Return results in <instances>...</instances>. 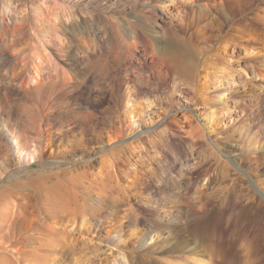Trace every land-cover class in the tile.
Segmentation results:
<instances>
[{
  "label": "rangeland",
  "instance_id": "rangeland-1",
  "mask_svg": "<svg viewBox=\"0 0 264 264\" xmlns=\"http://www.w3.org/2000/svg\"><path fill=\"white\" fill-rule=\"evenodd\" d=\"M162 1L0 0V125L43 158L0 189L67 173L80 197L70 222L41 216L64 247L47 264H264V0L242 13ZM173 44L181 63L199 60L202 111L191 76L166 61ZM7 150L0 135V169Z\"/></svg>",
  "mask_w": 264,
  "mask_h": 264
},
{
  "label": "bare ground",
  "instance_id": "bare-ground-1",
  "mask_svg": "<svg viewBox=\"0 0 264 264\" xmlns=\"http://www.w3.org/2000/svg\"><path fill=\"white\" fill-rule=\"evenodd\" d=\"M191 1L195 2V0ZM165 2L167 1H162L163 4H165ZM219 3L223 5V7L227 8L228 6L233 12L235 11L236 13H242V11L247 10L246 8L249 9L250 5H252L254 1L219 0ZM14 32L15 35H25L24 28ZM222 44L224 43L222 42ZM225 45L227 44L225 43ZM221 47L223 46L221 45ZM221 47L220 50L222 49ZM226 47H224L225 52ZM167 50L168 57L166 58V61L172 64L178 70L184 80L190 78L191 76L192 95H189L188 100L195 105L197 111H202L204 108L200 103H205V98L200 97L202 96L200 88L198 91H196L197 95H194L195 85H193L194 78L196 76V70L199 66V60H193V58L191 57L190 60L185 59L183 63H181V57L184 55L183 51L179 50V48L175 46V44L170 45ZM253 75H255V77L261 78L262 82H264V75L260 74V72H254ZM189 118H192L191 115H189ZM204 118L208 119V115L205 114ZM161 123L158 125V127H161L157 132H163L166 128V125H162ZM190 124L191 128L189 134L194 137H197L198 134H202V129L198 125H194L193 120L190 121ZM0 135L5 139V142L8 146L6 155L2 156L3 163L0 169V181H3L6 176L11 175L16 168L22 167L24 165H31L33 163L32 161L43 159L41 143L34 141L28 134L20 131L16 132L13 129L9 130L6 125L1 124ZM120 139L121 138H119L118 136H114L113 138H109L107 144L111 145V143L117 142ZM83 157H86V155L80 156L79 159ZM66 158L68 157H62V159L59 160L58 163L68 162ZM66 175L62 174L63 178H59V176L50 174L45 177L30 180L27 183H17L21 185V189L23 188V190L26 189L27 191H29L28 194H25V192L12 194L14 192L12 191V189L11 191L6 190L3 187L0 189V246L10 250L17 247L24 248L21 251L18 250V257L12 256L13 259L4 254L7 252L2 251L4 252L2 253L0 251V264H20L19 262H22L23 264H47L49 255L56 254L58 251L63 250L64 247L62 246L61 237L62 232L60 233V231L56 230L51 225L45 222H41V216L42 214H45L47 217H50V219L54 220H59L62 218L66 219L67 217L68 221L70 222V218H75L77 214L80 213L78 212V202L80 201L78 193L67 189L64 185V181H67V183L70 181L71 183V181L75 180V177H67ZM11 180H13L12 177L10 178V181ZM73 183L75 185V182ZM31 185L43 188L45 190V195L34 191V189L31 188ZM12 187L13 186H11V188ZM64 189L65 192L62 193ZM38 191L41 192L40 190ZM30 200H34L35 204H43L44 211H37L36 209H34L33 212L30 213V215L34 216V220L29 221L30 226L27 230L28 234L22 232L23 236H20L18 234V232H20L21 230L20 224L27 219L24 211L26 212V208L29 206ZM17 201H19V204L17 203ZM34 234L39 236L42 235L46 238L42 236L34 237ZM27 247H29V249H26Z\"/></svg>",
  "mask_w": 264,
  "mask_h": 264
}]
</instances>
